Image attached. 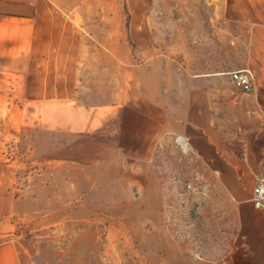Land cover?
<instances>
[{
    "label": "crops",
    "instance_id": "obj_1",
    "mask_svg": "<svg viewBox=\"0 0 264 264\" xmlns=\"http://www.w3.org/2000/svg\"><path fill=\"white\" fill-rule=\"evenodd\" d=\"M179 1L171 26L152 33L148 0H0V264H46L45 249L21 242L30 194L55 191L20 161L33 134L86 140L108 161L170 158L217 210L210 225L228 240L229 264H264V210L252 204L264 176V0ZM238 70L253 75V92L235 87ZM96 81L112 100L79 98ZM156 168L150 192L164 209L166 167ZM74 188L64 191H83ZM172 255L171 264H216Z\"/></svg>",
    "mask_w": 264,
    "mask_h": 264
},
{
    "label": "rangeland",
    "instance_id": "obj_2",
    "mask_svg": "<svg viewBox=\"0 0 264 264\" xmlns=\"http://www.w3.org/2000/svg\"><path fill=\"white\" fill-rule=\"evenodd\" d=\"M97 3L101 6L102 2ZM180 3L185 4L179 0H148L152 33L155 23L171 26L173 9ZM156 9L163 13L157 19ZM150 68L152 76H147L151 79L153 66ZM98 85L102 84L96 81L94 88L80 89L79 98L112 100L107 97V88ZM32 137L35 140L29 145L19 146L20 161L24 165L28 162L36 183L55 186V191L46 188V192L30 194L34 206L25 210L21 242L24 248L45 249L46 264H171L177 260L172 255L176 249L206 262L229 264L225 256L228 240L217 225H210V214L217 210L212 211L203 202L199 179L178 176L170 158L165 163L154 158L148 164L118 158L108 161L105 148L86 140H58L49 134ZM173 150L182 156L184 149L181 143H175ZM28 151H33L31 157H25ZM94 152L97 155L93 156ZM160 164L166 167L161 178L164 209L150 192L158 183L155 170L161 173L156 168ZM74 185V190L85 192L64 191ZM58 186H63L62 192ZM146 204L153 207L142 208Z\"/></svg>",
    "mask_w": 264,
    "mask_h": 264
},
{
    "label": "built area",
    "instance_id": "obj_3",
    "mask_svg": "<svg viewBox=\"0 0 264 264\" xmlns=\"http://www.w3.org/2000/svg\"><path fill=\"white\" fill-rule=\"evenodd\" d=\"M235 87L244 93H251L255 89L253 75L247 70H238L231 73ZM252 204L256 210H264V176L257 180L253 189Z\"/></svg>",
    "mask_w": 264,
    "mask_h": 264
}]
</instances>
